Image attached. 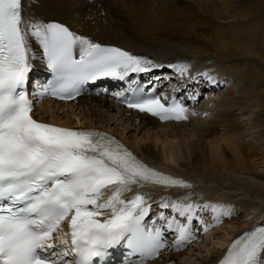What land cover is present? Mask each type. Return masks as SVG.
Returning <instances> with one entry per match:
<instances>
[{"label":"snow or ice","instance_id":"6c2138e0","mask_svg":"<svg viewBox=\"0 0 264 264\" xmlns=\"http://www.w3.org/2000/svg\"><path fill=\"white\" fill-rule=\"evenodd\" d=\"M24 10V0H0V264H97L94 258L103 264L109 249L124 242L140 254L137 264H147L165 246L161 228L146 223L152 210L148 193L130 199L125 194L133 186L192 185L150 167L106 132L34 119L25 84L33 68L32 38L54 74L41 95L61 100L75 99L89 81L123 80L160 65L95 43L63 23L26 18ZM169 67L182 75L187 71L185 65ZM131 91L128 108L161 120L187 119V109L175 98L166 105L159 96L141 94L140 86ZM108 191L111 195L103 199ZM159 207L174 213L169 217L160 211L158 220L175 230L177 245L191 238L198 209L211 207L217 220L231 215L218 205L187 198L162 200ZM220 264H264V226L235 239Z\"/></svg>","mask_w":264,"mask_h":264},{"label":"bare ground","instance_id":"6f19581e","mask_svg":"<svg viewBox=\"0 0 264 264\" xmlns=\"http://www.w3.org/2000/svg\"><path fill=\"white\" fill-rule=\"evenodd\" d=\"M234 3L240 4L234 0H24L26 18L60 20L78 35L120 44L135 55L162 62L168 59V63L193 70L200 66L217 74L216 93H223L214 99L213 114L206 125L200 115L208 116L211 105L202 110L196 106V112L201 110L199 117L192 114L188 122L169 123L126 110L95 93L94 88L74 101L48 100L39 115L71 127L112 131L154 167L193 182L191 189H174L172 199L161 196L162 200L208 201L229 211L231 215H222L219 220L213 213L204 241L216 240L197 264H212L213 257L221 255L220 249L234 235L264 222V94L260 91L264 54L258 52L264 42H249L257 37L264 41V32L259 33L261 22L252 18L248 26L229 22V28L242 33L231 39L224 29L222 34L213 33L216 17H223L219 6L228 11ZM98 4L107 7L106 21ZM54 7L63 9L53 12ZM231 16L248 18L250 14L241 4ZM246 28L251 34L244 33ZM30 45L37 47L33 38ZM36 49L32 62L44 66ZM37 70L42 73L45 69ZM248 113L258 129H250V138L241 120ZM181 247L171 248L167 258L149 264H171L179 259Z\"/></svg>","mask_w":264,"mask_h":264},{"label":"rangeland","instance_id":"374dc122","mask_svg":"<svg viewBox=\"0 0 264 264\" xmlns=\"http://www.w3.org/2000/svg\"><path fill=\"white\" fill-rule=\"evenodd\" d=\"M234 1H239L240 4L234 3L232 6L228 7V11H225L221 6H219V10H220L223 17H221V18L216 17V19H215L216 21L213 25V33L222 34V30L224 29L226 31H229L230 37L228 39H231L235 35L242 34V33L233 29V28H229L228 27L229 22L236 21L237 24L243 23L246 26H248L249 24H251L252 18L256 19L255 21L258 20L259 22H261V29L262 30L260 29L259 33H261L262 31L264 32V0H247V1L246 0H241V1L240 0H234ZM89 4L94 5L93 3H89ZM241 4L247 10H249L250 17L244 18L242 16H236V17L231 16L232 12H238L239 11ZM81 7H82V5L79 8H81ZM99 7L102 9L101 13L103 16L101 18L104 19L108 14V12L106 10L107 7H106V5L104 6L103 4H98V8ZM57 9L60 10L63 8L62 7H60V8L54 7L53 12H56ZM106 18L109 19V17H106ZM218 19H219V21H218ZM241 20H244L245 22H241ZM110 21H111V19L107 20V22H110ZM244 33L245 34H251V32L247 31V28L244 30ZM261 41L264 42L263 40H261V37H257L253 41H249V42H251L253 45H255L256 42L260 43ZM258 52L264 54V47H262V49H259ZM235 58L236 59H234V61H237L238 56H235ZM35 66L38 68L45 69V67L43 65H35ZM183 80H186V76H185V79H183ZM262 81L263 82H261L262 85H261L260 91L264 94V79ZM206 86L208 87V85H206ZM213 87L217 89L218 85H216L214 83ZM220 87H222V85ZM111 90H113V88ZM221 93H223V91ZM221 93L220 92L216 93L212 98L208 99V101L217 99ZM97 102L100 103L99 100ZM209 106H206V107H209ZM207 109L209 110V112L207 113L208 116L204 117V116L200 115L201 120L203 123H205V125L207 124L209 117L212 116V114H213V112H212L213 104L211 105V107H209ZM251 115H252L251 113H248L247 115L243 116L244 119L243 118L241 119L243 127H245L244 131H245L247 138H250L252 136L251 134H249V133H251L250 129H253L256 132L258 131V129L254 128V124L250 120ZM127 130H129V128L126 129V134H127ZM142 134L143 133H140V136H143ZM206 204L209 206L214 205V204H209V203H206ZM199 210H200L199 213H200L201 223L202 222L207 223V221H209L211 219V214H212V219L210 220V222L213 221V212L211 213V211H212L211 207H209L207 209H203V210L199 209ZM168 216L171 217V215H168ZM210 222H209V224H207L205 226L202 225V227L200 228L201 232H200L199 237H202V238H198V240H196L195 243L191 242L189 244H186V246L183 247V250H181L182 249V247H181V249L179 250L181 252L179 259H174L172 262H170L171 264H189V263L190 264H197L198 260L202 259L203 257H205L208 254L207 253V251L209 250L208 248H211L210 247L211 244L216 240V239H213V237H212L211 239L209 238L210 240L209 239L207 240L208 242L204 241L207 238V234L209 231V225L211 224Z\"/></svg>","mask_w":264,"mask_h":264}]
</instances>
